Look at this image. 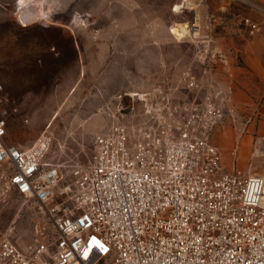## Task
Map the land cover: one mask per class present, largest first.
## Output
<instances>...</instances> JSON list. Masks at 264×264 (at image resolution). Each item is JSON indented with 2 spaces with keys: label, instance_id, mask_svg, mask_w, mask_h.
I'll list each match as a JSON object with an SVG mask.
<instances>
[{
  "label": "rangeland",
  "instance_id": "1",
  "mask_svg": "<svg viewBox=\"0 0 264 264\" xmlns=\"http://www.w3.org/2000/svg\"><path fill=\"white\" fill-rule=\"evenodd\" d=\"M182 22L197 35L177 39ZM159 87L180 101L221 91L212 143L224 167L264 175V0H0L6 141L50 135L64 185L89 164L96 135L140 111L124 95ZM39 220L34 203L0 191V229L13 226L19 247Z\"/></svg>",
  "mask_w": 264,
  "mask_h": 264
},
{
  "label": "built area",
  "instance_id": "2",
  "mask_svg": "<svg viewBox=\"0 0 264 264\" xmlns=\"http://www.w3.org/2000/svg\"><path fill=\"white\" fill-rule=\"evenodd\" d=\"M124 96L140 111L96 135L66 185L47 160L52 137L8 143L0 111V191L40 216L24 249L13 226L0 229V264H264V176L226 169L212 143L227 97L180 101L161 87Z\"/></svg>",
  "mask_w": 264,
  "mask_h": 264
},
{
  "label": "bare ground",
  "instance_id": "3",
  "mask_svg": "<svg viewBox=\"0 0 264 264\" xmlns=\"http://www.w3.org/2000/svg\"><path fill=\"white\" fill-rule=\"evenodd\" d=\"M186 5H190L189 2H185ZM181 9V5L177 7V10ZM174 35L177 39L190 38L196 36V33H192L190 26L187 23H175ZM264 176V175H261Z\"/></svg>",
  "mask_w": 264,
  "mask_h": 264
},
{
  "label": "snow or ice",
  "instance_id": "4",
  "mask_svg": "<svg viewBox=\"0 0 264 264\" xmlns=\"http://www.w3.org/2000/svg\"><path fill=\"white\" fill-rule=\"evenodd\" d=\"M85 258H86V259L88 258V253H87V252H85Z\"/></svg>",
  "mask_w": 264,
  "mask_h": 264
}]
</instances>
